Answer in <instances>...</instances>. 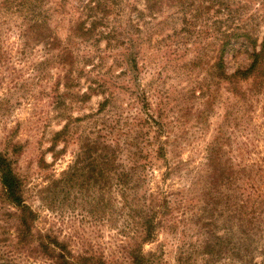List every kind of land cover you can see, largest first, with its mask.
<instances>
[{
    "label": "trees",
    "instance_id": "1",
    "mask_svg": "<svg viewBox=\"0 0 264 264\" xmlns=\"http://www.w3.org/2000/svg\"><path fill=\"white\" fill-rule=\"evenodd\" d=\"M175 1L143 0V8L139 9L128 0H0V66L5 69L3 72L19 79L18 73L23 69L15 68L17 64H37L40 74L44 73L39 71L40 66H56V72L48 73L50 78L54 77L48 95L58 116H62L60 112L67 100L83 101L97 93L104 95L99 111L123 93L140 104L139 117L132 119L131 127H126L123 139L112 131L109 135L96 131L95 137L81 142L59 176L49 181L53 186L98 189L101 195L94 207L108 208L109 221H124V240L119 250L111 255L104 251L77 250L70 240L39 228L38 213L27 202L26 182L15 169L13 154L19 152L20 144L8 141L3 144L5 149H0V264H156L157 259L151 252H145L144 246L154 241L159 227L168 224L175 228L181 221L228 222L223 235L214 233L213 240L203 242L202 253L211 259L224 256L222 264H264V169L259 162L248 161L244 155L254 148V138L240 131L238 134L245 141L239 145L236 142L237 155L230 157L227 149L231 148L232 133L219 129L203 147L201 168L191 167L188 160L181 158L170 161L168 153L180 149L184 136L178 133L170 140V131L160 113L151 112L150 84L136 81L143 50H160L162 39L156 36L162 22L157 21V15ZM202 1L199 7L207 10L216 6V12L225 13V21L234 16L228 0ZM242 1L240 6L245 9L256 2L255 24L243 21L235 29L220 31L217 26L222 23H213L209 29L212 37L214 32L220 36L219 44L212 51L210 68L218 71L228 93L251 108L256 93L264 90V31L261 36L256 32L260 22L264 24V15H261L264 0ZM126 7L129 14L124 23ZM182 12L186 16L187 5L182 4ZM66 18L68 32L63 39L58 23ZM132 27L139 32L136 37L130 32ZM103 38L107 44L111 40L120 46L125 44L118 55L127 68L117 78L129 71L134 76L128 81H119L102 73L95 85L88 87L89 92H76L81 75H88L78 67L80 59L91 58L88 49L80 55L81 45L91 40V46ZM35 51L38 58L34 56ZM242 51L247 54L248 64L229 71L228 55L235 56ZM69 123L67 118L49 139L45 152L50 153L53 161L61 154L58 143L71 139ZM45 166L46 161L41 159L39 167ZM158 169H161L159 175ZM182 174L188 185L174 187V182L168 181L173 176L177 177L175 180H182ZM198 191L201 193L196 194ZM102 192L107 194L106 198ZM234 222L236 229L232 227Z\"/></svg>",
    "mask_w": 264,
    "mask_h": 264
},
{
    "label": "rangeland",
    "instance_id": "2",
    "mask_svg": "<svg viewBox=\"0 0 264 264\" xmlns=\"http://www.w3.org/2000/svg\"><path fill=\"white\" fill-rule=\"evenodd\" d=\"M128 1L135 3L139 9L143 8V0ZM228 1L235 16L229 21H225V13L216 12V6L207 10L199 7L200 2H204L202 0H184V3L176 0L171 7H164V11L157 15V21L162 22L156 36L162 39L158 46L160 50H143L138 60L136 81L150 84L148 103L151 112L160 113L170 131V140L178 133L184 136L180 149L168 153L170 161L181 158L188 160L191 167L201 168L204 145L219 129H223L232 133L227 156L236 157V142L239 145V142L245 141L238 133L241 131L245 136L248 133L251 135L249 138H254L255 146L249 154L244 153L245 158L259 162L264 169V90L256 93L252 107L248 108L240 98L227 92L218 71L210 68L214 56L212 51L219 44L220 36L213 31L212 37L209 29H212L213 23H222L217 26L220 31L230 27L235 29L243 21L248 25L255 24V1L247 9L240 6L242 0ZM182 4L188 6L186 16L182 12ZM124 10L123 22L127 23L128 7ZM261 15H264V9ZM67 24V18L58 23V32L63 39L68 32ZM135 29H130L133 37L139 34ZM141 29L144 30L143 25ZM257 30L261 36L264 31L262 21ZM91 42L82 44L79 51L82 56L88 49L92 58H81L78 64L88 73L81 75L79 87L75 90L79 93L89 92L88 87L95 85L98 75L107 73V77L117 78L127 68L118 55L125 44L120 46L115 40L107 44L104 38L90 46ZM40 48L37 47V50ZM34 53L38 58V52ZM226 62L229 71L245 67L248 64L247 54L242 51L235 56L228 55ZM93 64L96 65L92 67ZM15 68L23 69L18 73L20 79L9 76L0 66V149H5L3 144L8 141L20 144L19 152L13 154L15 169L26 182L27 202L38 213V227L48 229L60 239L70 240L77 250L104 251L106 255H111L119 250L118 246L124 240L122 228L125 225L124 221H109L108 208L100 210L94 207L101 192L87 186H53L49 181L59 176V172L72 161L81 142L87 137H95L96 131L101 130V135H109L112 131L116 137L123 139L125 135L122 134L134 123L132 119L139 117L140 104L130 100L129 94L122 90L123 94L117 101H112L99 111V103L104 95L97 93L83 101L79 98L67 100L60 112L62 116H58V110L48 95L54 83V77L50 78L48 73L56 72L57 67L40 66L39 71H44L43 74L38 72L37 64L30 62L17 64ZM133 76L129 71L117 79L128 81ZM118 116L121 118L118 119ZM67 118H70L71 139L67 143H58L61 154L53 161L45 149L50 145L52 133ZM178 151L179 154H176ZM41 159L47 163L44 168L39 167ZM160 173L161 169H158L156 174ZM183 177L182 180H175L177 177L173 176L168 181L174 182V187H182L184 183L188 185L185 175ZM199 193L201 191L196 192ZM106 197L107 194H104ZM226 224V221H181L175 228L167 224L157 229L154 241L146 244L144 251L153 254L157 259L156 264H222L224 256L211 259L202 251L203 242L213 240L214 233L223 235ZM232 227L236 229V222Z\"/></svg>",
    "mask_w": 264,
    "mask_h": 264
}]
</instances>
